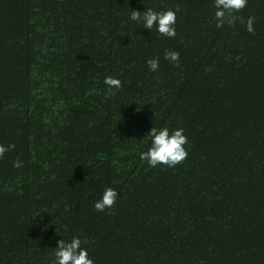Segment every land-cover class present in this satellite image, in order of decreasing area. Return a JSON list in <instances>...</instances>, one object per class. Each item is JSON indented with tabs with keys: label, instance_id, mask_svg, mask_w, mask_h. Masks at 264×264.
<instances>
[{
	"label": "trees",
	"instance_id": "obj_1",
	"mask_svg": "<svg viewBox=\"0 0 264 264\" xmlns=\"http://www.w3.org/2000/svg\"><path fill=\"white\" fill-rule=\"evenodd\" d=\"M213 5L0 0V264H53L73 236L94 264H264V0L235 27ZM148 8L179 9L174 38L129 19ZM152 127L184 129L183 163L140 159Z\"/></svg>",
	"mask_w": 264,
	"mask_h": 264
},
{
	"label": "clouds",
	"instance_id": "obj_2",
	"mask_svg": "<svg viewBox=\"0 0 264 264\" xmlns=\"http://www.w3.org/2000/svg\"><path fill=\"white\" fill-rule=\"evenodd\" d=\"M213 6L216 9L214 16L217 28H221L225 24L229 27H235L237 20L244 23L243 18L238 17L235 13L240 12L247 6V0H214ZM178 10L177 8L176 11ZM176 11L171 9L155 11L152 8H148L141 12L133 9L129 19L137 24H142L143 28L150 31L155 27L160 35L174 38L176 36V29L174 27L177 19ZM254 22L255 17H248L246 28L250 33H254L255 31ZM164 58L177 65L179 63V53L177 51L166 50ZM147 64L152 71H156L159 68V58L148 59ZM104 83L110 96L115 94L114 89L119 90L122 88L121 81L112 76L105 77ZM148 135L151 137V146L147 151L140 153V159L147 161L149 166L164 165L175 167L187 159L188 151L185 145L188 144V138L184 134L183 128L170 132L167 127L160 129L152 127ZM14 148V144H10L7 147L0 145V158L7 151ZM13 166L21 167L22 161H15ZM117 196L118 192L114 188H106L101 199L94 203V210L103 212L105 209H111L116 204ZM87 243L86 238L82 240L79 236H73L71 240H58L53 264H94V261L89 257L88 248L83 246Z\"/></svg>",
	"mask_w": 264,
	"mask_h": 264
}]
</instances>
